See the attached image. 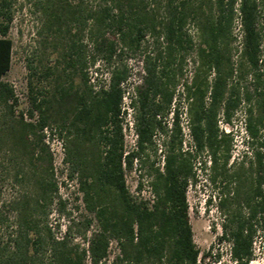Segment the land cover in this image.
<instances>
[{
	"label": "trees",
	"instance_id": "obj_1",
	"mask_svg": "<svg viewBox=\"0 0 264 264\" xmlns=\"http://www.w3.org/2000/svg\"><path fill=\"white\" fill-rule=\"evenodd\" d=\"M16 2L0 0V264H205L212 250L200 255L187 200L201 171L220 184L218 239L229 245L232 264H249L255 238L264 237V0H34L44 42L60 47L54 64L28 59L25 111L3 78ZM236 8L243 40L233 59ZM125 51L140 52L142 72L129 96L136 146L126 154L121 84L129 69L118 58ZM97 57L110 69L107 84L95 87L87 67ZM240 108L247 149L230 161L233 136L218 121L232 125ZM48 128L63 141L66 176L78 184L91 217L65 209ZM134 166L147 178L151 200L130 192L126 171ZM52 205L68 218L59 235L48 224ZM112 241L117 252L110 258ZM220 260L217 252L211 264Z\"/></svg>",
	"mask_w": 264,
	"mask_h": 264
},
{
	"label": "rangeland",
	"instance_id": "obj_2",
	"mask_svg": "<svg viewBox=\"0 0 264 264\" xmlns=\"http://www.w3.org/2000/svg\"><path fill=\"white\" fill-rule=\"evenodd\" d=\"M34 0H17L16 12L14 20L9 30V37L13 40V54L11 66L8 72L3 77L4 80L13 85L16 95L18 97V109L25 111L27 102L26 91V76H27V61L34 58L36 61L38 57H42L45 65L54 64L55 58H57V52L60 44L56 45V50L49 42L48 38L44 42V33H40L41 19L40 13L33 5ZM99 0H85L87 5H95ZM259 22L263 33L264 46V12L262 11L259 16ZM188 29L192 35H195V29L188 25ZM233 35H235V32ZM150 37H148L149 39ZM90 50V46L88 48ZM240 50L237 38L234 37L232 42V57L237 58ZM90 53V51H89ZM194 52L190 54L193 58ZM120 58L123 62L127 63L129 73L128 78L124 82V90L126 92H132V87L139 83L141 78V64L140 52L125 51L121 54ZM191 61V60H190ZM187 62L185 66V74L188 75L192 71L191 62ZM110 65L97 57L95 64L88 63L87 73L90 78V83L98 87L99 85H106L108 80V71ZM78 81V78H77ZM249 80L243 81V85H249ZM47 84V83H45ZM128 101V98L127 100ZM183 101H180V105ZM243 108H240L232 119V125L221 124V128L225 131L232 133L234 141V149L230 161H237L242 158L245 146L246 134L243 127L244 122ZM45 141L52 153L53 166L55 168V178L59 184V194L66 200V211H71L72 216L77 218L80 215L91 217V215L85 211L83 203L81 201V193L78 191V184L75 180H69L66 176L67 165L63 162L64 146L63 141L56 132L55 129L48 128L45 130ZM63 138V136H62ZM132 133L128 129L125 131V144L128 147L132 145ZM202 160V158H200ZM247 159L245 158V161ZM197 165V164H196ZM208 165V164H207ZM138 168L132 171H126V183L135 196L141 195L143 197H150L148 186V180L146 177H142L139 174ZM142 173V171H141ZM198 180L195 185H190L187 189V200L189 203V220L192 227L193 239L196 247L200 251V255L203 252L212 250V257L206 259L205 264H211L213 255L217 252L220 253V262L214 264H232L229 258V245L225 242H221L218 238L221 235L220 221L221 217L216 209L217 192L220 184L210 183L205 179L204 173L198 172ZM142 180L141 193H138L136 186L138 180ZM9 187V186H8ZM11 189V188H10ZM13 192L14 189H11ZM9 193H12L9 191ZM52 210L48 217V224L56 235L63 233L68 223V218L60 214L52 205ZM254 257L249 264H264V237L258 234L253 243ZM117 252V246L114 241L110 243V258Z\"/></svg>",
	"mask_w": 264,
	"mask_h": 264
},
{
	"label": "built area",
	"instance_id": "obj_3",
	"mask_svg": "<svg viewBox=\"0 0 264 264\" xmlns=\"http://www.w3.org/2000/svg\"><path fill=\"white\" fill-rule=\"evenodd\" d=\"M235 11H236V14L234 16L233 24H232V31L235 32V35H233V32H232V35H233V37L237 38V42H238L239 47L241 49L242 40H243V27H242L240 12L238 11L237 8L235 9ZM190 74H191V71L188 73V75H190ZM123 85H124V82L121 84L122 88L124 89ZM178 89L181 90L180 87ZM129 96H130V92H126V90H125V93H124V96L122 99V103H121L122 110L124 109L126 111L125 115H124L123 124H122L123 125V135H124L125 154L127 152H129V150H132L136 146V140H137V134L135 132L134 120H133V116H132L133 112H132V108L129 105V100H130ZM127 98H128V101H126ZM180 101H183V104H181V105H180V102L178 103V107L181 110L180 122H181V127H182V132H183V146L185 149H188L192 145V138H191L190 129H189V125H188V118L186 115V102L184 99H181ZM169 118H170L169 120H171V114H170ZM218 123H219L220 128H221L222 123H224L225 125H229V124L223 122L222 118L219 119ZM126 129H128L132 133V139H131L132 145L128 148L125 144V131H126ZM225 132H229V131H227L225 129ZM158 153H160V149H159ZM207 164H209V162ZM133 169L135 170L136 166H134ZM147 188H148L149 193H150L149 184H148ZM136 190L138 193H141L144 189L141 187L140 191L137 188H136ZM139 196H141V195H139ZM144 198H146V197H144ZM146 199H149V200L152 199L151 193H150V197H147Z\"/></svg>",
	"mask_w": 264,
	"mask_h": 264
}]
</instances>
